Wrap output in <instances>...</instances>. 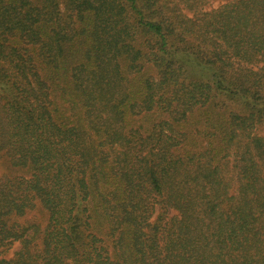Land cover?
Instances as JSON below:
<instances>
[{
    "label": "trees",
    "instance_id": "1",
    "mask_svg": "<svg viewBox=\"0 0 264 264\" xmlns=\"http://www.w3.org/2000/svg\"><path fill=\"white\" fill-rule=\"evenodd\" d=\"M0 157V264H264V0H0Z\"/></svg>",
    "mask_w": 264,
    "mask_h": 264
},
{
    "label": "rangeland",
    "instance_id": "2",
    "mask_svg": "<svg viewBox=\"0 0 264 264\" xmlns=\"http://www.w3.org/2000/svg\"><path fill=\"white\" fill-rule=\"evenodd\" d=\"M147 66H150V64H148ZM13 178L27 179L28 176L24 172H20L10 168L7 161L0 157V183L4 181H9ZM46 219L47 216L45 212L41 209L39 203L36 200H34L32 209H30V211H28L22 218H20L18 222L20 224H23L25 222L37 223L43 228L45 226ZM19 248L20 245L17 242H15L14 244H12V246L3 250V252L1 253V257L5 259H9L13 256L15 252L19 250Z\"/></svg>",
    "mask_w": 264,
    "mask_h": 264
}]
</instances>
